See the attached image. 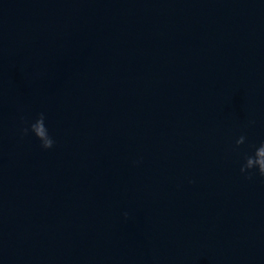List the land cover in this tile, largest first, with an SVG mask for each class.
Returning a JSON list of instances; mask_svg holds the SVG:
<instances>
[{
	"label": "water",
	"instance_id": "water-1",
	"mask_svg": "<svg viewBox=\"0 0 264 264\" xmlns=\"http://www.w3.org/2000/svg\"><path fill=\"white\" fill-rule=\"evenodd\" d=\"M262 141L264 0H0V264H264Z\"/></svg>",
	"mask_w": 264,
	"mask_h": 264
},
{
	"label": "clouds",
	"instance_id": "clouds-1",
	"mask_svg": "<svg viewBox=\"0 0 264 264\" xmlns=\"http://www.w3.org/2000/svg\"><path fill=\"white\" fill-rule=\"evenodd\" d=\"M45 114L39 113L34 122L28 126L23 127L20 130L21 137L27 136L29 132L33 133L35 137L40 141V146L43 149H51L55 143L53 138L50 136L48 128L45 125ZM255 121H251L250 124H254ZM246 136L241 135L235 141V148L239 149L241 145L246 142ZM254 148V152L249 155L247 153L243 156V163L240 166V173L247 180H252L257 174L264 178V141L259 146L251 145ZM235 150V149H234ZM124 217L128 218V213H123Z\"/></svg>",
	"mask_w": 264,
	"mask_h": 264
}]
</instances>
